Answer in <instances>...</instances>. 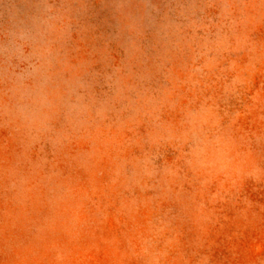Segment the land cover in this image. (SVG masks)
I'll use <instances>...</instances> for the list:
<instances>
[{"label":"rangeland","instance_id":"obj_1","mask_svg":"<svg viewBox=\"0 0 264 264\" xmlns=\"http://www.w3.org/2000/svg\"><path fill=\"white\" fill-rule=\"evenodd\" d=\"M0 264H264V0H0Z\"/></svg>","mask_w":264,"mask_h":264}]
</instances>
